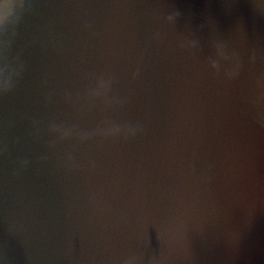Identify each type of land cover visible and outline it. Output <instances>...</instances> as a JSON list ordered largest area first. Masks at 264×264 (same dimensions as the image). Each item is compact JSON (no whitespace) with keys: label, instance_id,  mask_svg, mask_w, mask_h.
<instances>
[{"label":"water","instance_id":"obj_1","mask_svg":"<svg viewBox=\"0 0 264 264\" xmlns=\"http://www.w3.org/2000/svg\"><path fill=\"white\" fill-rule=\"evenodd\" d=\"M0 264H264V0H0Z\"/></svg>","mask_w":264,"mask_h":264}]
</instances>
